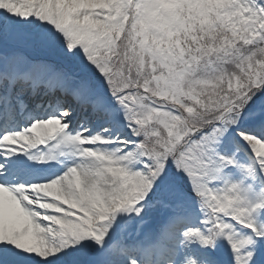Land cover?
Wrapping results in <instances>:
<instances>
[{"label": "snow or ice", "instance_id": "snow-or-ice-1", "mask_svg": "<svg viewBox=\"0 0 264 264\" xmlns=\"http://www.w3.org/2000/svg\"><path fill=\"white\" fill-rule=\"evenodd\" d=\"M0 264H264V0H0Z\"/></svg>", "mask_w": 264, "mask_h": 264}]
</instances>
